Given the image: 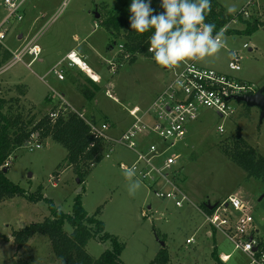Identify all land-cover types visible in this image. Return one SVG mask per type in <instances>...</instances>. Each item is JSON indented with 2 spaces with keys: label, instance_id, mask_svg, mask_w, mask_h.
I'll return each instance as SVG.
<instances>
[{
  "label": "rangeland",
  "instance_id": "374dc122",
  "mask_svg": "<svg viewBox=\"0 0 264 264\" xmlns=\"http://www.w3.org/2000/svg\"><path fill=\"white\" fill-rule=\"evenodd\" d=\"M249 1L218 0L225 11L228 6H235L237 8L235 14L239 13L243 19L246 17L241 9ZM131 2L132 0L27 2L19 11L23 18L12 17L2 27L7 33L6 39L0 43V101H4V109L13 107L14 113H21L27 122L34 125L44 116L64 105L60 94H64L66 102L77 109L87 104L89 99L82 94L79 87L82 85L96 94L102 93L96 97L99 102L93 115L96 123L100 125L111 123L110 134H113L115 127L119 129L127 124L130 125L132 118L129 110L135 105L144 107L149 103V94L145 93V97L142 94L143 90L148 89L149 92L156 94L159 89L161 90L163 80L166 79L162 76L161 67L156 66L151 60L153 58L138 54L137 60L129 63V60L121 56L123 51L121 44L113 50L108 48L109 34L100 26V18L115 13L129 19L128 9ZM160 2L161 0H152V7L157 12L163 11ZM253 2L254 4L244 8L250 15L248 19L262 18L263 1ZM94 11L99 13V18ZM8 15V8L0 2V25ZM237 18L239 22H230L229 29L243 27V20L238 16ZM22 33L25 38L19 40L17 35ZM74 35L80 37L77 43L86 36L89 44L95 45L94 61L102 63L104 70L109 69L106 64L108 61H113L117 65V72L110 73L113 87L110 84L107 93L104 87L108 79L106 76L105 81L100 83L102 85H98L80 72V69L69 73L63 69L65 79L59 80L52 68L49 71L51 73L48 72L43 80L41 77L48 71H44L43 68H47L46 64L41 66L35 62L27 67L23 62H18L11 66L15 53L20 52L30 39L37 40L42 49L41 57L54 60L60 53L76 45L73 41ZM231 35H226L227 48L222 51L219 59L198 64L215 70L220 68L242 83L254 84L256 92L264 86V30L260 29L251 38L235 34L236 37L232 39L229 38ZM119 42L122 43L120 40ZM246 43L249 44L247 48L244 47ZM232 50L240 57L242 67L240 71L233 72L229 68ZM8 53L10 56L6 57ZM31 58L27 55L23 61L28 62ZM86 62L91 67L90 63ZM144 69L150 70L152 74L146 73ZM28 88L30 100L25 97ZM127 100L134 103L132 105L126 103ZM233 105L235 107L233 115L222 118L216 111L205 108L200 111L199 120L188 125L186 137L177 142L174 149L182 156L179 166H183V171L178 179L191 202L201 207L203 204L208 205L209 200L214 204L223 196L240 192L241 197L249 202L248 204L255 205V218L257 222H261L260 218L264 216V182L248 176L243 168L228 157L225 149L231 150L233 143L238 136H241L264 157V119L261 120V111L257 107H249L243 102H234ZM84 111L82 113L88 117L90 112ZM221 126L224 128L222 133L219 131ZM36 143V141L31 142L14 152L8 178L31 194L42 188V194L53 200L65 213L72 212L75 198L81 194L86 211L92 215L100 209L98 218L104 222L105 231L117 236L125 244L121 256L125 264H150L164 247L163 243L170 253L169 264L220 263L216 254L213 255V250L209 251L211 242L197 239L200 244L203 242L202 249H206L208 254L202 253L196 239L194 244L186 242L205 219L191 203L185 202L184 207H177L171 200L158 198L143 182L134 197L128 194L127 187H134L138 179L134 175L125 176V171L119 164L123 162L131 165L136 160L132 150L124 146L115 147L112 155L109 158L103 157L86 176L84 183L81 181L79 183L78 174L74 167L69 165L68 151L63 145L52 139H46L44 142L38 141L41 148L30 150ZM103 149L108 152L106 148ZM80 188L82 191L78 193ZM148 203L153 206L150 212ZM50 216L44 201L32 203L25 198L16 197L0 205V234L12 237L14 230L22 229L32 223L43 222ZM65 231L70 233L72 227L66 224ZM219 244L218 252L232 250L231 244L225 246ZM110 248L109 241L91 240L87 245L88 253L95 260ZM233 256L232 264L249 263L240 252L234 253ZM0 264L60 263L49 238L37 234L20 250H17L12 239L0 238Z\"/></svg>",
  "mask_w": 264,
  "mask_h": 264
},
{
  "label": "built area",
  "instance_id": "2783aa9c",
  "mask_svg": "<svg viewBox=\"0 0 264 264\" xmlns=\"http://www.w3.org/2000/svg\"><path fill=\"white\" fill-rule=\"evenodd\" d=\"M33 1L36 0H0L2 5L9 10V15L0 25V43H3L7 36L2 27L12 17L17 16L22 19L23 17L19 13L20 9L25 3ZM243 12L248 19L250 16L248 12L245 10ZM230 22L237 23L239 20L235 18ZM229 23L222 27L225 29V35L230 28ZM244 47L247 48L249 45L245 44ZM41 53L42 49L35 39L14 55L11 64L23 62L27 55L32 57L29 63L31 64L39 58ZM149 53L153 58V53ZM127 57L128 55H126ZM77 59L83 63V66L77 63ZM65 61H68L70 67L78 66L84 71L85 68L89 69L87 62L77 52L71 51L67 53L62 62L53 68V72L60 80L64 79L61 65ZM111 66L115 72L117 65L112 63ZM229 68L231 71L241 70L240 57L235 53L229 61ZM169 74V80L163 91L156 97L148 96L150 102L148 108L134 106L129 110L133 122L118 137H113L109 133L112 129L111 123L100 125L87 119L82 112L75 113L83 118L91 128L93 138L91 148L100 144L101 153L106 158L112 155L111 153L117 146H124L132 150L136 155V160L131 165L121 162L120 168L125 171L134 167V176L145 183L158 198L171 200L177 207H183L185 202L191 203V200L180 186L179 176L175 170L180 158V155L174 151L177 142L184 140L188 125L198 119L201 109H213L222 117L233 115L235 113L233 103L237 102L236 98L254 94L255 85L242 83L240 80L232 78V75L200 66L197 62L182 66L175 73L169 71ZM109 95L113 97L111 94ZM60 99L65 104L62 96ZM66 110H68L66 105L58 107L51 112L52 119H57L60 111ZM219 131L223 132L224 128L221 126ZM36 136H32L31 142L36 141L37 143L30 150L41 148ZM153 137H157L159 142L153 141ZM104 146H107L108 152L103 150ZM10 165L11 159L4 164V168H9ZM225 207H232L239 213L234 222L224 213ZM202 213L209 225L226 235L234 246V250L242 251L248 256L251 264H264V249L251 238L254 216L253 209L247 202L236 195H231L217 205L211 213L205 210ZM193 241L194 239L190 238L187 243ZM230 258L231 255H220L222 262H227Z\"/></svg>",
  "mask_w": 264,
  "mask_h": 264
},
{
  "label": "trees",
  "instance_id": "16d2710c",
  "mask_svg": "<svg viewBox=\"0 0 264 264\" xmlns=\"http://www.w3.org/2000/svg\"><path fill=\"white\" fill-rule=\"evenodd\" d=\"M237 16L243 20L246 27L242 30L228 29L226 34L252 36L260 29L264 30V20L261 18L245 20L240 14H228L218 0H211V11L206 14V22L215 24L216 31H219ZM100 24L110 36L108 48L114 49L121 44L123 50L121 56L129 60V63H134L138 54L150 57L148 49L151 32L144 34L134 32L130 29L129 19L115 13L108 17L102 16ZM126 55H128L127 58ZM8 56H10L9 53L6 57ZM4 107V101L1 100L0 205L16 197L25 198L32 203L44 201L51 214L43 222L32 223L12 232L11 236L17 250L22 249L33 236L42 234L51 241L54 254L60 264H125L121 259L125 244L117 236L105 231L104 222L98 218L100 209L95 214H89L83 206L81 194H78L72 212L65 213L53 200L42 194V188L33 194L27 192L8 178L9 168L7 171L4 168V164L11 159L14 152L25 147L31 142L32 136L37 135L36 139L39 142L52 139L67 149L69 165L74 167L79 180L84 183L89 172L103 159L100 144L94 148L90 147L93 141L90 126L77 113L68 110L60 111L58 118L54 120L49 113L32 125L21 113H14L13 107L6 110ZM232 146L231 150L225 149L228 157L243 168L248 176L264 182V157L241 136H238ZM216 207L217 205L210 209L207 204L202 205V208L209 213ZM66 224L72 227L70 233L65 231ZM0 238L8 240V237L1 234ZM91 240L109 241L111 248L95 260L87 251V245ZM170 262L169 250L164 245L150 264H169Z\"/></svg>",
  "mask_w": 264,
  "mask_h": 264
},
{
  "label": "clouds",
  "instance_id": "9594fccd",
  "mask_svg": "<svg viewBox=\"0 0 264 264\" xmlns=\"http://www.w3.org/2000/svg\"><path fill=\"white\" fill-rule=\"evenodd\" d=\"M160 8L163 11L157 12L152 0H132L128 9L130 29L152 33L148 50L158 66L175 73L192 62L220 58L227 37L224 28L216 31L215 24L206 22L211 0H161ZM236 12L235 6H228V14ZM134 170L126 169L124 175H135ZM140 186L137 180L134 187H127L128 194L134 197Z\"/></svg>",
  "mask_w": 264,
  "mask_h": 264
},
{
  "label": "crops",
  "instance_id": "0c3cea01",
  "mask_svg": "<svg viewBox=\"0 0 264 264\" xmlns=\"http://www.w3.org/2000/svg\"><path fill=\"white\" fill-rule=\"evenodd\" d=\"M254 0H250L248 3H247V5H245L241 10L243 11V10H245V11H247L246 9H244L245 7H247L248 5H250V4H254V2H253ZM258 2L260 1V0H257ZM263 1V3H262V6L264 7V0H262ZM26 4V3H25ZM24 4V5H25ZM23 5V6H24ZM22 6V7H23ZM22 9V8H21ZM93 12V11H92ZM92 12H90L91 14H92ZM264 12V11H263ZM261 13L262 15H263V17L261 18V20H264L263 18H264V13ZM94 13H96V11H94ZM99 14V13H98ZM239 14V13H238ZM100 22V21H99ZM238 23V22H237ZM240 23H242L241 21H240ZM243 27H238V28H240L239 30H242V29H244L245 27H246V24L243 22ZM100 26H101V24H100ZM241 26V25H240ZM231 27V26H230ZM237 28V29H238ZM227 35V34H226ZM254 35V34H253ZM252 35V36H253ZM18 36V39L19 40H23L24 38H25V35L22 33V34H18L17 35ZM240 36V35H239ZM252 36H245V37H248V38H251ZM7 37V36H6ZM86 37V36H85ZM83 38V40H81V42H79V43H77V41L80 39V37L78 36V35H74L73 36V41L75 42V46H73V47H70V48H68L64 53H60L59 55H58V57H56L54 60H47V59H45V58H43V57H41V56H39V58L37 59V60H35V61H33L31 64H29L30 62H31V60H32V58H31V60L30 61H28V62H25V61H23V63L27 66V67H30V66H32L35 62H38L39 64H41V66H43L44 64H46V67L48 68H45V67H43L44 68V71H47V73H45V75L44 76H42L41 77V79H45L46 77H47V75L49 74V73H51V72H49V71H51V69L52 68H54L57 64H59L60 62H62L64 59H65V57H66V55H67V53H69V52H71V51H75V52H77L78 54H79V56L82 58V59H84L85 61H88L89 63H90V65H91V67H89L93 72H94V74H96V76L98 77V80H94V79H92L91 77H90V75H88L83 69H81L80 67H78V66H74V67H69V65H67L68 64V62H63L62 63V65H61V70L63 71V69H66L67 71H68V73L69 72H74V70H76V69H80V72H83L84 74H86V76H88L93 82H95L96 84H98V85H102V84H100L101 82H104L105 81V78L106 77H108V79H106V84L104 85V87H105V89H106V93H107V91L109 90V87H110V84H111V86L113 87V83H111L112 81V79H110V76H111V74L110 73H115L114 71H113V69H112V66H111V64L113 63V61L111 62V61H108V62H106V64L109 66V71L108 70H104V67H103V65H102V63H96L95 61H94V58L96 57V49H95V45H90L89 44V41H87L86 40V38ZM236 37V35H234L233 36V34L229 37V38H235ZM32 41V39H30V40H28L25 44H24V46L22 47V49H24V47L26 46V45H28L30 42ZM109 42H110V36H109ZM84 44H86V46L84 45ZM109 44V43H108ZM246 44H248V43H246ZM249 45V44H248ZM21 49V50H22ZM115 49V48H114ZM250 50H251V48H249ZM109 50H113V48L112 49H109ZM232 53H235V54H237L238 55V53L236 52V51H230V59L232 58ZM12 54H13V52H12ZM11 54V55H12ZM16 54V53H15ZM148 58H152L151 57V55H150V57H148ZM153 62H154V64L156 65V66H158L157 64H156V62H155V60H154V58L153 59H151ZM13 61V60H12ZM109 63V64H108ZM17 63H15V64H12L11 66H14V65H16ZM89 66V65H88ZM241 69H242V67H241ZM117 70H118V67H117ZM117 70H116V72H117ZM161 70L163 71L162 73H163V77H165L166 79L165 80H163V83H162V88H161V90L159 89L158 91H157V93L156 94H153V93H151V92H149V90L148 89H144L143 90V95L145 96L146 94H149V96L150 97H156L157 95H159V93H161L162 91H163V89H164V86H165V84L167 83V81L169 80L168 78H169V76H170V74H169V71L167 70V69H165V68H162L161 67ZM160 70V71H161ZM105 71H106V73H105ZM113 71V72H112ZM143 71H145L146 73H149L150 75L152 74V72L150 71V70H148V69H144ZM142 71V72H143ZM217 71H220V72H222V73H225L226 74V72H223L222 71V69H220V68H218V70ZM49 72V73H48ZM109 72V73H108ZM142 72H141V75H142ZM234 72V71H233ZM54 73V72H53ZM129 74V73H128ZM106 76V77H105ZM154 76V75H153ZM131 77V76H130ZM132 78V77H131ZM59 79V78H58ZM64 79H65V76H64ZM63 79V80H64ZM133 79V78H132ZM60 80V79H59ZM25 84V83H24ZM95 84V85H96ZM27 85V84H26ZM98 85H96V86H98ZM27 87H28V85H27ZM79 87H81V92H82V94L84 95V96H86L88 99H89V102L87 103V104H85V105H83V107L82 108H80V109H77L75 106H73V105H71V104H68V102H66V100H65V104L64 105H66V108L68 109V111H74V112H83L84 110L86 111V112H90V113H88V117H87V115H86V118L87 119H89V120H92V121H94L95 122V120H94V113H95V111H94V109L97 107L96 105L99 103L98 102V100L96 99V97H97V95H99V94H102V93H99V92H97V94H96V92L94 93V91H91L90 89H87L85 86L83 87L82 85H79ZM83 90H86L87 92H84ZM29 91H30V89L28 88V91H27V94H26V98H28L29 100H30V98H29ZM146 93V94H145ZM57 94V93H56ZM59 95V94H58ZM142 95V96H143ZM60 96H62L63 98H65L64 97V94H60ZM110 96V95H109ZM114 97V96H113ZM124 97V96H123ZM146 97V96H145ZM115 99V98H114ZM149 99V98H148ZM62 101V100H61ZM238 102V101H237ZM126 103H129V104H131L132 105V103H134V102H131V101H128L127 100V102ZM35 104V103H34ZM149 104H150V102L149 103H147L146 104V106H144V107H142L143 109H146V108H148L149 107ZM135 106H139V105H135ZM203 109H205V108H203ZM206 109H209V108H206ZM202 110V109H201ZM213 110V109H212ZM84 111V112H85ZM215 111V110H214ZM261 111V110H260ZM129 114H130V112H129ZM220 115V114H219ZM130 117L132 118V120H131V124H132V122H133V117L131 116V114H130ZM220 117H222L221 115H220ZM199 118H200V115H199V117H198V119L197 120H195L194 122H191V123H195V122H197L198 120H199ZM223 118V117H222ZM96 123V122H95ZM129 123V122H128ZM190 123V124H191ZM131 124L129 125V124H127L125 127L123 126V124H122V126L123 127H120L119 129L117 128V127H115L114 128V132H113V134H111V136H113V137H118V136H120L121 134H123L129 127H128V125L129 126H131ZM223 127V126H222ZM222 133V132H221ZM152 140L153 141H155V142H159V139L157 138V137H153L152 138ZM176 146H177V144H176ZM103 148H107V146H104ZM104 150V149H103ZM180 155V154H179ZM182 158V156L180 155V158H179V160ZM179 160H178V162H177V165H176V167H175V170L177 171L176 173H178V176H180L181 174H182V171H183V166H179ZM139 180V179H138ZM180 182V181H179ZM180 184V186L182 187V185H181V182L179 183ZM183 188V187H182ZM184 189V188H183ZM185 191V190H184ZM186 192V191H185ZM188 195V194H187ZM231 195H236V196H238V197H240L243 201H246V200H244L242 197H241V194H240V192H235V193H231V194H229V195H227V196H223L222 198H220L219 200H217L216 201V203H212L210 200L208 201V205L209 204H211L213 207L214 206H216V205H218V204H220L222 201H224L225 199H227L228 197H230ZM15 199V198H14ZM14 199H12V200H14ZM12 200H10V201H12ZM10 201H7V202H10ZM172 202V201H171ZM247 202V201H246ZM6 203V202H5ZM173 203V202H172ZM247 203H249V202H247ZM4 204V203H3ZM191 205L193 206V208H195L199 213H201L202 215H203V208L200 206V205H197L196 203H194V202H191ZM252 209H253V216H254V223H253V229H252V233H251V238H253L256 242H257V244L259 245V246H261L263 249H264V224H262V222H264V216H262L261 218H260V221L261 222H257V220H256V218H255V213H254V208H255V205H250V204H248ZM148 211L150 212V211H152V209H153V206H152V204L151 203H148ZM187 206H189V205H187ZM184 207V206H183ZM224 213L225 214H227L228 215V217H230L231 218V220L234 222L236 219H237V217H238V212L237 211H235L232 207H225V209H224ZM142 214H143V212H142ZM204 216V215H203ZM192 235V237H190V238H193V237H195V238H193L194 239V241L192 242V243H187V244H194L195 243V239H196V243H199V242H197V239L198 238H200V240H202L203 242L204 241H209V242H211V247L209 248V251H212V253H213V255L215 256V254H216V257L220 260V263L219 264H232L233 262H232V260H233V255H234V253H236V252H240L245 258H246V261L248 260L249 261V263L248 264H251V262H250V260H249V258H248V256L245 254V253H243L242 251H237V250H234V246L232 245V243L230 242V240L226 237V235L222 232V231H219V230H217V229H215V228H213L211 225H209L207 222H206V219H204V221L194 230V233L193 234H191ZM6 237H8V240L9 239H12L13 240V238L12 237H9V236H7L6 235ZM190 238H187V240L188 239H190ZM187 240H186V242H187ZM202 242V243H203ZM201 243V244H202ZM220 243V244H219ZM201 244L199 243V247H201V250H202V253L203 254H208V252H207V250L205 249V250H203L202 249V246H201ZM218 244H219V246L220 245H222V246H225V244H231V246H232V250L230 251V252H225V251H221V252H218L217 251V246H218ZM15 245V244H14ZM16 247V246H15ZM214 247H215V250H214ZM211 253V252H210ZM221 254H225V255H231V258L227 261V262H222L221 261V259H220V255ZM247 264V263H246Z\"/></svg>",
  "mask_w": 264,
  "mask_h": 264
},
{
  "label": "water",
  "instance_id": "95a60500",
  "mask_svg": "<svg viewBox=\"0 0 264 264\" xmlns=\"http://www.w3.org/2000/svg\"><path fill=\"white\" fill-rule=\"evenodd\" d=\"M96 17L99 18V14L96 12ZM236 100L238 102H243L249 107H257L261 110V120L264 119V86L260 88L256 93L251 95H245L241 97H237ZM8 169L6 168L5 171ZM80 183V180H78ZM82 191V188L78 190V193ZM210 209L213 208L211 204L208 205ZM163 245H165L163 243Z\"/></svg>",
  "mask_w": 264,
  "mask_h": 264
},
{
  "label": "bare ground",
  "instance_id": "6f19581e",
  "mask_svg": "<svg viewBox=\"0 0 264 264\" xmlns=\"http://www.w3.org/2000/svg\"><path fill=\"white\" fill-rule=\"evenodd\" d=\"M77 63L80 64L81 66H83V63H80V60H78V59H77ZM85 71H86L87 73H89L88 75H90V77H91L92 79H94V80H98V77L96 76V74H94V72H93L90 68H89V69L85 68Z\"/></svg>",
  "mask_w": 264,
  "mask_h": 264
},
{
  "label": "flooded vegetation",
  "instance_id": "af4514ba",
  "mask_svg": "<svg viewBox=\"0 0 264 264\" xmlns=\"http://www.w3.org/2000/svg\"><path fill=\"white\" fill-rule=\"evenodd\" d=\"M258 90H259V89H257L256 92H257ZM256 92H255V93H256Z\"/></svg>",
  "mask_w": 264,
  "mask_h": 264
}]
</instances>
